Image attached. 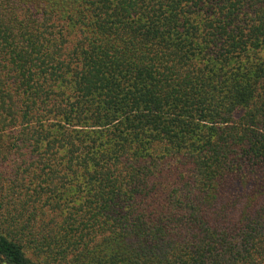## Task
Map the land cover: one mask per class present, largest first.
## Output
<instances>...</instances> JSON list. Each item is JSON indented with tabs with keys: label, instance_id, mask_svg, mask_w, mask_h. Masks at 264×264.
Wrapping results in <instances>:
<instances>
[{
	"label": "trees",
	"instance_id": "1",
	"mask_svg": "<svg viewBox=\"0 0 264 264\" xmlns=\"http://www.w3.org/2000/svg\"><path fill=\"white\" fill-rule=\"evenodd\" d=\"M0 264H264V0H0Z\"/></svg>",
	"mask_w": 264,
	"mask_h": 264
}]
</instances>
